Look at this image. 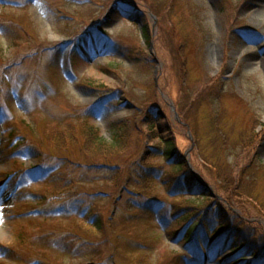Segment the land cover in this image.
<instances>
[{"label": "rangeland", "instance_id": "obj_1", "mask_svg": "<svg viewBox=\"0 0 264 264\" xmlns=\"http://www.w3.org/2000/svg\"><path fill=\"white\" fill-rule=\"evenodd\" d=\"M83 121L108 145L126 123L117 152L86 156ZM159 136L209 187L200 207L264 239V0H0V264H248L116 206L119 172L81 166L171 182ZM96 192L104 229L56 210Z\"/></svg>", "mask_w": 264, "mask_h": 264}, {"label": "trees", "instance_id": "obj_2", "mask_svg": "<svg viewBox=\"0 0 264 264\" xmlns=\"http://www.w3.org/2000/svg\"><path fill=\"white\" fill-rule=\"evenodd\" d=\"M153 112V108H150L148 111L150 114H154ZM125 127L126 123L116 125L117 129L113 137V143L110 142L111 145H108L109 142L100 135V132L94 124L88 121H83L80 127L75 126L74 129L79 130V137L81 136L82 140L85 141L82 151L86 156L94 158L93 156L100 157L101 154L109 150L116 153L118 150L117 143L120 144V140L127 134ZM158 138L160 140V145L151 146L150 149L158 158L164 160L165 163L173 168V170L182 174L177 178H173L171 182L167 181L162 171H158L152 167L147 168L145 165H141L139 169L135 170L136 177L134 179L131 175V169L127 171V173L125 171V175L121 177V168L117 166L108 167L105 164L98 165L96 163H90V165L84 164L81 166H85L84 169L86 171L88 170L94 174L105 171L106 169L119 172L115 174L113 179L118 181L117 190L120 191L118 197L114 200L116 206L120 205L122 195L124 194L128 197V201L135 200L134 198L142 200L140 204L136 205V209L139 208L143 216L144 214L150 215L157 212L156 214L160 215V221L165 227L168 226L167 222H169H166V218L170 216L172 218V224L174 225L171 229L178 227V233H180L181 236L182 233L184 234V237H182L183 240L187 242L194 241L198 246H207L210 243L213 244L218 241L220 251L223 252L227 248H232L230 253L242 254V256L244 255L243 259L246 254L253 256L254 259H251L248 264H264V239L262 238L263 240H261V237H257V239H260V242L257 240L255 241L253 236L250 235V233L248 234L246 229L241 227L242 225L237 227V225L233 223L234 225L231 229H226L228 228L226 225L234 222V219L231 218L230 215L227 216L225 211L217 204L213 207L216 208V211L212 213L200 207L201 203L210 196L206 191H202V183L198 181L197 177L186 167V164L181 159L176 142L170 138H160V136ZM128 176V179L135 180L132 186H130L131 182L126 181V177ZM158 182H161V186L166 189L165 197H162L156 192L155 186L157 185L155 184H158ZM100 194L97 192L90 193L85 195V197L79 194L75 196V200L67 199V203H63L62 206L56 208V210L58 209V212L61 213H69L72 209L79 210L78 212L75 210L76 214L74 215L78 216L74 217H78L80 220H85L87 217V220L90 219L88 220L89 225L99 231L104 229V220L103 217L100 218L101 214L97 213V209L93 206V199L100 196ZM168 199L172 200L174 203H169ZM143 200L146 203L142 204ZM207 216L208 219H206ZM225 216L227 217L226 219ZM111 223H114V217ZM152 224L156 225L157 223L153 222ZM205 224H209L208 230L207 232L203 231L204 233H201V229H205ZM106 230L108 231L107 228Z\"/></svg>", "mask_w": 264, "mask_h": 264}, {"label": "water", "instance_id": "obj_3", "mask_svg": "<svg viewBox=\"0 0 264 264\" xmlns=\"http://www.w3.org/2000/svg\"><path fill=\"white\" fill-rule=\"evenodd\" d=\"M204 189H207V188H204Z\"/></svg>", "mask_w": 264, "mask_h": 264}]
</instances>
